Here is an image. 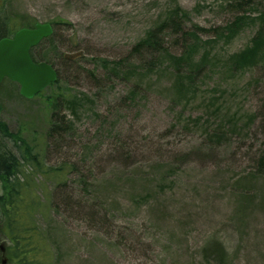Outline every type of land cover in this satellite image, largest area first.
<instances>
[{
  "label": "rangeland",
  "instance_id": "obj_1",
  "mask_svg": "<svg viewBox=\"0 0 264 264\" xmlns=\"http://www.w3.org/2000/svg\"><path fill=\"white\" fill-rule=\"evenodd\" d=\"M7 6L18 22L55 23L52 40L34 48L33 57H49L60 86L82 99L72 129L49 137L53 88L26 99L17 83L0 87V121L9 131L38 139L49 165L76 164L66 187L39 191L54 199L42 222L53 264H207L201 250L212 241L226 247L230 264H264V65L228 70L231 55L259 29L264 0H7ZM178 8L187 15L185 29L201 28L196 60L209 57L199 90L186 98L174 92L169 63L149 72V54L133 52ZM242 15L246 24L233 40L216 36ZM164 34L180 54L181 35ZM101 60L122 61L120 75L109 74ZM1 143L5 152L16 149L8 138ZM81 180L92 183L89 190Z\"/></svg>",
  "mask_w": 264,
  "mask_h": 264
},
{
  "label": "trees",
  "instance_id": "obj_2",
  "mask_svg": "<svg viewBox=\"0 0 264 264\" xmlns=\"http://www.w3.org/2000/svg\"><path fill=\"white\" fill-rule=\"evenodd\" d=\"M7 8V0H0V40L13 37L23 27L33 28L37 24L35 21L18 22L19 20L8 16ZM186 17L187 15L179 8L174 10L162 23L150 29L133 49L134 53L144 51L149 54L150 59L147 64L149 72L161 68L166 63L171 65L176 79L174 92L180 98L197 93L199 90L197 79L207 67L209 59L204 55L200 60H196L200 47L201 28L185 29L183 23ZM246 20V15L239 16L234 22L217 28L214 32L219 39L224 38L225 41L228 40L226 42H230L243 29ZM257 20H259V29L250 44L229 58L228 70L231 73H244L264 65V11ZM50 24L54 27L55 23ZM168 30L173 34L181 35V40L175 44L181 45L180 54L172 52L171 47L167 46L164 33ZM48 40L51 41L52 37L44 42ZM33 50L31 56L36 63L46 62L52 65L51 59L46 56L38 62L33 57ZM101 61L103 68L110 70L109 74L120 75L122 72V61L113 63L108 60ZM92 73L95 76L97 71ZM60 84L58 74L57 81L49 87L54 91L47 98L51 109L49 137L67 133L72 129L73 118L78 116L82 100L80 95L72 94L70 89ZM139 85L137 84L130 94L132 100L140 89L141 85ZM86 98L89 99L88 96ZM222 137L223 134L215 133V138L221 140ZM2 138H8L16 149L3 151ZM75 166L76 164L58 167L49 165L38 139L34 137L28 140L23 137L22 132L11 133L8 126L0 121V240L2 243L5 241V251L0 249V264L4 260H7L8 264H53L55 257L49 229L42 222L45 224L47 217L52 213L54 199L51 198L52 194L41 196L39 191L41 186L49 184L53 185L56 191L66 187L68 176L74 173ZM259 166V170L263 171L264 155L260 159ZM81 183L85 190H89L92 184H89L88 180H81ZM201 251L207 264H230V255L220 241H212Z\"/></svg>",
  "mask_w": 264,
  "mask_h": 264
},
{
  "label": "water",
  "instance_id": "obj_3",
  "mask_svg": "<svg viewBox=\"0 0 264 264\" xmlns=\"http://www.w3.org/2000/svg\"><path fill=\"white\" fill-rule=\"evenodd\" d=\"M54 28L50 23H38L34 28H21L12 38L0 40V85L9 79L20 85V94L33 99L43 90L55 83L58 73L46 63H36L31 57V49L40 45L53 35ZM3 105L0 102V114ZM2 251L5 248L1 247ZM7 260L3 261L6 264Z\"/></svg>",
  "mask_w": 264,
  "mask_h": 264
},
{
  "label": "flooded vegetation",
  "instance_id": "obj_4",
  "mask_svg": "<svg viewBox=\"0 0 264 264\" xmlns=\"http://www.w3.org/2000/svg\"><path fill=\"white\" fill-rule=\"evenodd\" d=\"M1 249V248H0ZM2 250V249H1Z\"/></svg>",
  "mask_w": 264,
  "mask_h": 264
}]
</instances>
